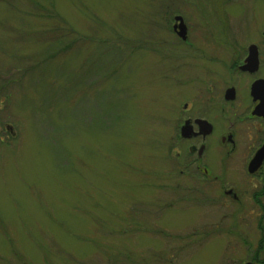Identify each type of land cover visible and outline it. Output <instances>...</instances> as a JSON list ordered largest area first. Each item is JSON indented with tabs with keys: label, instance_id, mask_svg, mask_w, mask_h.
<instances>
[{
	"label": "rangeland",
	"instance_id": "rangeland-1",
	"mask_svg": "<svg viewBox=\"0 0 264 264\" xmlns=\"http://www.w3.org/2000/svg\"><path fill=\"white\" fill-rule=\"evenodd\" d=\"M163 1L0 0V264H230L198 184H153ZM170 2L199 37L264 27V0Z\"/></svg>",
	"mask_w": 264,
	"mask_h": 264
},
{
	"label": "flooded vegetation",
	"instance_id": "flooded-vegetation-1",
	"mask_svg": "<svg viewBox=\"0 0 264 264\" xmlns=\"http://www.w3.org/2000/svg\"><path fill=\"white\" fill-rule=\"evenodd\" d=\"M220 1L222 16L232 0ZM163 3L146 48L169 87L155 108L163 153L153 184H198L220 214L216 229L229 223L230 264H264V27L226 21L199 37L188 12ZM190 64L193 76H182Z\"/></svg>",
	"mask_w": 264,
	"mask_h": 264
},
{
	"label": "trees",
	"instance_id": "trees-1",
	"mask_svg": "<svg viewBox=\"0 0 264 264\" xmlns=\"http://www.w3.org/2000/svg\"><path fill=\"white\" fill-rule=\"evenodd\" d=\"M45 12V11H44Z\"/></svg>",
	"mask_w": 264,
	"mask_h": 264
}]
</instances>
